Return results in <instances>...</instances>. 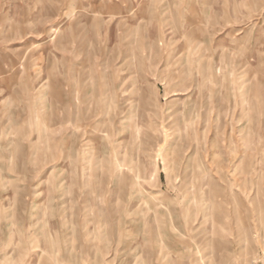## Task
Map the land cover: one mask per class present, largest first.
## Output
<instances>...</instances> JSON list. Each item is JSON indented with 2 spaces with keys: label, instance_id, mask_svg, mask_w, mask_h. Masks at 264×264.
Wrapping results in <instances>:
<instances>
[{
  "label": "rangeland",
  "instance_id": "1",
  "mask_svg": "<svg viewBox=\"0 0 264 264\" xmlns=\"http://www.w3.org/2000/svg\"><path fill=\"white\" fill-rule=\"evenodd\" d=\"M38 1L0 0V264H264V0Z\"/></svg>",
  "mask_w": 264,
  "mask_h": 264
},
{
  "label": "crops",
  "instance_id": "2",
  "mask_svg": "<svg viewBox=\"0 0 264 264\" xmlns=\"http://www.w3.org/2000/svg\"><path fill=\"white\" fill-rule=\"evenodd\" d=\"M10 2L12 3V4H14V3H16V2H18V0H10ZM38 2H40V0L38 1ZM61 0H52L51 1V3H49V5H48V7L52 10V12H53V14H55L56 13V16L54 15L53 16V19H60L62 16H61V13H62V11H61ZM133 4V9H135V5H134V3H132ZM119 6V5H118ZM211 7H209L208 9H210ZM212 8H213V6H212ZM203 9H205V8H203ZM215 9V8H214ZM45 10V9H44ZM43 10V11H44ZM230 10H231V8H229V9H227V12L229 11L230 12ZM233 13L235 12L234 10H236V7H235V9H234V7H233ZM36 11H38V13L40 14V12L42 11V9L41 8H37V10ZM215 11V10H214ZM64 12V11H63ZM133 12H134V10H133ZM208 12H209V10H208ZM120 13H122V14H124V12L122 11V12H120ZM40 16V15H39ZM67 17V16H66ZM107 18H108V16H106ZM117 17H120V16H117ZM116 17V18H117Z\"/></svg>",
  "mask_w": 264,
  "mask_h": 264
}]
</instances>
